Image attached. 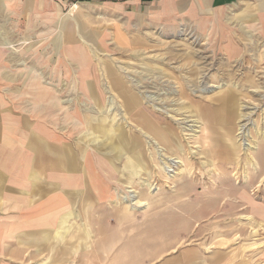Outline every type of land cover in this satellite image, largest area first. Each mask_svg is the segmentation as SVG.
<instances>
[{
  "label": "rangeland",
  "instance_id": "obj_1",
  "mask_svg": "<svg viewBox=\"0 0 264 264\" xmlns=\"http://www.w3.org/2000/svg\"><path fill=\"white\" fill-rule=\"evenodd\" d=\"M181 3L152 0L139 17L126 8L61 7L46 38L68 42L69 54L61 59L52 47L54 66L43 71L59 67L68 77L24 84L60 87V132L92 153L103 183L116 188L125 209L119 231L141 234L119 243L264 264V0L199 5L195 14ZM125 98L134 106L125 108ZM138 112L171 127L181 146L164 152L158 137L160 165L150 161ZM162 158L172 161L166 173Z\"/></svg>",
  "mask_w": 264,
  "mask_h": 264
},
{
  "label": "crops",
  "instance_id": "obj_2",
  "mask_svg": "<svg viewBox=\"0 0 264 264\" xmlns=\"http://www.w3.org/2000/svg\"><path fill=\"white\" fill-rule=\"evenodd\" d=\"M151 1L0 0V264H231L221 252L119 243L141 234L119 231L125 209L117 208L116 188L103 183L98 159L60 132V87L24 84L68 77L59 67L43 71L52 47L61 59L69 54L68 42L46 38L61 7L126 8L139 17ZM260 1L181 0V6L195 14L199 5L222 10Z\"/></svg>",
  "mask_w": 264,
  "mask_h": 264
},
{
  "label": "bare ground",
  "instance_id": "obj_3",
  "mask_svg": "<svg viewBox=\"0 0 264 264\" xmlns=\"http://www.w3.org/2000/svg\"><path fill=\"white\" fill-rule=\"evenodd\" d=\"M135 102V100L134 99H128V98H125V101H124V104H125V108H130V107H133L134 105H133V103ZM151 113V112H150ZM138 116H139V119H141V121L139 122V124L140 125H143V127L145 126V128L148 130V131H150V132H146V133H148L147 135H148V142H147V144H148V147L149 146H151L152 147V153H151V155H150V157H152L151 158V160L150 161H152V162H154V163H158V165H160L159 164V161L158 160H160V159H158L159 157H162L161 156V154H160V152H158V150H159V148H157L155 145H157L156 143V139L159 137H161V140L167 145V147H165L166 149H164L163 148V151L165 152V150H174V149H176L177 147L179 148V147H181L179 144H177V137L175 136V135H173V133H172V131H170V128L171 127H169V126H166V125H164V126H162V125H160V126H156L154 123H152V122H150V121H145L144 120V118L142 117V115L138 112V114H137ZM141 116V117H140ZM185 120V119H184ZM188 122H191V121H186V123H185V125L188 123ZM189 128L191 127L192 128V126H189V125H187ZM188 128V129H189ZM143 130H144V128H143ZM191 131H192V129H190ZM188 133V132H187ZM193 137V136H192ZM190 139V138H189ZM137 143V142H136ZM135 142H130L129 144H128V148H126V149H128V151L127 152H130V147H135V144H136ZM150 152V151H149ZM180 154V153H179ZM161 161H163V163L162 164H164V166L165 167H167V168H162L163 170H161L163 173H166V171L167 170H165V169H168V168H171V164H172V161H171V159H169V158H162V160ZM160 161V162H161ZM174 161V160H173ZM176 162V161H175ZM142 163H144V162H142ZM174 163V162H173ZM144 164H146V163H144ZM148 164V163H147ZM141 166H143V164H141V162H139V164H137L136 162H131V164L129 163V167H131L133 170L134 169H138V168H140ZM163 166V167H164ZM169 172V171H168ZM161 176V175H160ZM151 187V186H150Z\"/></svg>",
  "mask_w": 264,
  "mask_h": 264
}]
</instances>
